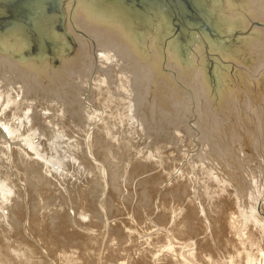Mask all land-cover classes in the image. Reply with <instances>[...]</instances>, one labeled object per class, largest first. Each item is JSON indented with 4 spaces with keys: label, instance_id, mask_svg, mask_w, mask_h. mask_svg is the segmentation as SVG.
<instances>
[{
    "label": "rangeland",
    "instance_id": "374dc122",
    "mask_svg": "<svg viewBox=\"0 0 264 264\" xmlns=\"http://www.w3.org/2000/svg\"><path fill=\"white\" fill-rule=\"evenodd\" d=\"M193 1L194 6L197 7V0ZM209 1L210 0L207 1L208 4ZM72 4L73 2L71 5ZM74 7L75 5H72V7L68 9V12H65V20L63 21V26L65 29L64 31H66L65 34L55 31L54 21L53 23L48 24L49 27L51 25L50 29L53 34L58 37V54L66 55L68 58L71 57V60H69L66 64L54 62V64H52L53 72L48 77L43 78L38 76L36 73L33 74L26 72L23 70V68L16 66L13 67L14 65H9L5 62V59L0 58V70H3V66L4 69H8L10 67L8 70L6 69V72L2 71L4 73L0 71V202L2 205H0V210L2 211H0V217H7L5 220L4 218H0V253H5L6 249L9 252L11 248H17L18 244H22V239L24 242H32L37 248L40 245V250L44 249L45 254L50 253L53 250V247L61 245L63 246L68 242L69 244L82 243L83 241L80 242V238H77L75 242L73 241V233H75L74 229L72 228L74 227L73 223L70 222L69 224H65V222L62 221V218L59 216V212H57L60 208V211L64 209V211L67 212L66 214L70 217H74L75 213L78 212L79 209L86 211L84 213L85 217H79H82L84 220H88V218L91 219L92 227L96 230H103L105 225L104 223L106 221L101 220H110L111 218L118 220L119 217L129 218L132 222L129 232L140 229L147 224L150 225L152 222L155 223L158 214L156 203L161 201V199L164 200V197L166 198L165 204L168 205L172 204L173 202L176 203L178 198L180 200L184 199L186 201L193 198L192 200L196 199L198 201H202L203 207L206 211L215 212L221 209L217 202L223 195L219 194L220 191H217V182H214L212 179H210V176L207 173V168H204L203 164L207 161V156H209L207 154L209 144H212L213 147H216L213 140L214 136L210 135L211 132L209 133L208 131L212 126H210V123L205 124V127L207 126L209 129L207 127L204 129L203 124L206 120L204 118H200L199 115L195 113L196 100L194 94L189 93L188 87L186 85L180 86L178 84L180 83L181 79H186L188 76L184 75L175 68V62L173 63L171 60H168L167 45L170 41L175 42L178 40L179 42H177V46L180 45L179 47L181 48L185 45H188V48L189 46L193 47V44L190 43V35L191 33H194L201 40L199 43H201L203 48V55L206 57L205 60L207 61V65L212 66L210 59L215 60L214 57H219V55L217 51L210 49L211 47L209 46V40H215L217 43L218 41L225 42L223 39L224 37L217 35L213 29L206 28L202 22L200 23L197 21L192 24V20L190 22L188 18L185 19V21L189 23L188 27H185L183 24V29H181V27L176 28L177 34H175L172 32L173 24L171 20H169L170 12L164 15V13L159 10L158 12H160V16H165L167 18L166 20L169 23L168 26L170 28L166 35L161 39V44L159 45L162 56L159 69L162 74L167 75L169 83H174V85L170 86V84L166 83L165 85L168 84L165 88L167 90H159L160 92L158 93L154 92L151 87V80L154 77V73L148 62H144L136 59V57H132L130 52L128 53V50L127 52L123 50L122 45L113 43L110 37L111 35L109 36L105 31L95 29L90 27V25L84 24V21L80 18H74V12H72ZM201 12H203V10L198 12L200 16L202 15ZM59 15H61V13ZM148 18H150V16H148ZM151 22H156V19H152ZM257 22V20H253L250 24V27H248L246 31H244L240 36H248L252 28L257 26ZM190 26H196L198 29H193ZM179 30H184L183 35H181ZM67 33L70 34L72 43L68 39ZM100 35L101 40L99 39ZM96 39L99 42L96 41ZM24 42H22L24 46L22 45L18 52L16 51L17 54L20 53L22 58L19 59L14 57L16 60L25 59V55L22 52L27 50L28 47ZM96 42L98 45L100 44L99 47L97 46ZM104 43L108 47H105V45L104 47L101 46V44L103 45ZM181 44L183 46H181ZM100 46L103 51L101 50ZM112 48H115V50ZM66 50H69V52L65 53ZM104 50L106 51V54H104ZM86 51H88V53ZM155 52L157 51L150 52L149 54L153 55ZM107 53H109V55ZM0 55L10 57L5 50H0ZM156 55L158 54L156 53ZM156 55L154 54V56ZM34 56L36 57L37 55ZM38 58L42 60L40 62H52L51 57L49 58L47 55L44 57H36V59ZM123 59H125L126 62H124ZM128 61L131 62L128 63ZM104 62L107 63L105 64ZM4 63H6L7 66L3 65ZM128 65L130 67L132 66L134 69L130 70V67H128V69ZM112 66H116V68L119 66L117 70H119L120 74L117 73L116 70H112ZM122 68H124V70ZM105 69L106 73L108 72L107 70H109V76L108 74L107 76L104 75L106 74ZM101 70H103V72ZM229 70L232 73L233 67H231ZM7 71L10 74H8ZM12 71L13 73L14 71H17V73L15 72V74L12 76ZM112 71H114L113 74ZM131 71L133 73H131ZM123 72L126 73V76ZM178 72L182 73L181 79L178 76ZM110 73L112 75H110ZM3 74L5 76H3ZM115 74H118L120 79H122L120 80L118 75L115 77ZM130 74L131 76H129ZM207 74L209 77L212 75L211 68L207 67ZM17 75L21 77L18 78ZM136 76H140L141 79L139 77V79H137ZM130 77L131 79L129 80ZM132 77L134 79L136 77V81H131L134 80ZM110 78H112L111 80H114L115 82L110 81ZM13 79L17 81L16 83L18 84H15ZM118 79L120 82L117 83ZM27 81H29V83ZM6 84L9 89L7 86H5ZM36 84L42 91L36 87ZM120 84L122 90H118ZM132 84L134 85L133 88L131 87L133 86ZM175 85L181 90V96L174 94L175 91L173 89L176 87ZM24 86H26V88ZM28 87L34 89L31 90ZM137 87L139 91L136 90ZM134 89L135 91L141 93L136 94L139 95L138 97L135 95ZM66 92L70 94H67ZM126 92H128L129 95L126 94ZM183 94H185V96H183ZM201 94L204 95L205 93L200 92L197 98L198 100L199 97H201ZM74 95L77 97L75 98ZM61 96L64 97L62 98ZM120 96L122 97L121 99H119ZM135 96L137 98H135ZM183 97L186 101H183ZM28 100L30 101L28 102ZM136 100L137 102L140 100V102L137 104V102H135ZM139 104H143V106ZM150 106H152V109ZM134 107L136 111L137 108H139V110L136 112ZM159 108L164 109L161 112L163 115L165 113L166 116H163L162 113L158 112L160 111L157 110ZM142 109H145V111ZM150 109L152 112H154L153 115L150 112ZM184 110L189 112L191 111V114L184 112ZM156 112H158L160 115ZM190 115H192L193 118H190ZM174 117L176 119H174ZM153 122L156 123L154 124ZM186 136L187 139L185 138ZM206 136L208 137L207 141ZM202 137L204 139H202ZM210 139L212 140L211 143H209ZM17 141L20 143L21 147L18 145ZM28 145L31 147L30 152L28 151L29 149H27ZM34 169H37L36 172H34ZM57 171L62 172L55 174L58 173ZM30 172L33 175H31ZM210 180L212 182L211 184ZM47 182H49V184L52 182L53 184H50L49 186ZM61 184H64V186ZM65 184H67V186ZM168 188H170L169 191ZM91 196L93 198H91ZM231 198L232 197H229V200H231L229 202L232 204V206H235V201L233 198ZM102 203H104V205ZM90 205H94V207L97 209L94 208L96 209L94 210L93 206L91 207ZM102 205L103 209L101 208ZM3 210L5 212H3ZM9 211L11 215L9 214ZM94 212H96L97 215L99 213L101 218H99V216H97ZM1 213H6L5 215L8 214L9 216L5 217V215ZM52 215H54L53 217H55V220L52 218ZM196 215L197 217L200 216L199 214ZM33 216L35 219H37L36 222L40 224L37 225L36 228L42 229L36 234L32 232L33 228L37 230L35 225L33 226L31 224L34 220ZM2 223L4 224L2 225ZM44 226L46 227L43 228ZM25 227L28 231L24 230L26 229ZM60 229L62 230L60 231ZM125 229H128V226H125ZM52 231H54L56 234L52 233ZM121 233L123 232L121 231L117 233L118 240L129 243L132 238L128 235L122 236ZM38 234L39 236H37ZM62 234L65 236L64 238H62ZM47 236H51V239ZM33 239H36V243L35 241L33 242ZM43 240L45 242H43ZM8 242L10 246L13 245L11 248L4 246V244H7ZM11 243L13 244L11 245ZM37 243H39V245ZM44 245L46 246L44 247ZM47 256L51 259L53 258V256Z\"/></svg>",
    "mask_w": 264,
    "mask_h": 264
},
{
    "label": "bare ground",
    "instance_id": "6f19581e",
    "mask_svg": "<svg viewBox=\"0 0 264 264\" xmlns=\"http://www.w3.org/2000/svg\"><path fill=\"white\" fill-rule=\"evenodd\" d=\"M207 1L208 0H197V5L199 4L198 11L200 12V10H203V12H201L202 13L201 16L199 15V16H197V18H193L192 22H194V23L197 21L200 23L202 22L206 28L213 29L217 35H221L222 37H224L223 39L225 42L218 41V43H217V41H215V40H209V44H210L209 46L211 47L210 49L217 51L219 57H214L215 60L210 59V62H212L211 63L212 66L207 65V61L205 60L206 57L203 55V48L201 46V43H199V42H201V40L199 39V37L196 36V34L191 33L190 43L193 44V47L189 46V48H188V45H185L184 47L181 48V47H179L180 45L177 46L178 45L177 42H179L178 40L175 42L170 41L169 44L167 45V51H168L167 52V58H168V60H171L173 63L175 62L174 66L178 71H180L184 75L188 76L186 79H181L182 73L178 72V76L181 79L180 83H178V84L180 86L186 85L188 87L189 93L194 94L195 100H196V102H195L196 103L195 113H197L200 118H204L206 120V121H204L205 123L203 124L204 129L207 127V126L205 127V124L210 123L211 124L210 126H212L210 129L207 127L209 129V130L208 129L207 130L209 131V133L211 132L210 135L214 136L213 140L215 142L214 144L216 145V147H213L212 144H209L208 153H207L209 156H207L208 159L203 164H204V168H207V173L209 174L210 179H212L214 182H217L218 186H216L217 184L215 185L217 187V191H220L219 194L223 195L220 197V200L218 202L215 201L221 207V209L218 211H215L216 213L212 212V211H206L203 207V202L200 200L198 201L196 199L192 200L193 198L191 200H187V201L184 199L180 200L178 198L176 203L173 202L172 204L168 205V204H165L166 198L164 197V200H162V199H161V201L158 200L159 202L156 203V208H157L158 214H157L155 221L157 223L152 222L150 225L147 224L140 229H136L135 231L129 232L131 229V225H132V222L129 218H126V217L120 218L119 217L118 220L114 219V218L113 219L111 218L110 220H108V219L101 220V221H106L104 223L105 224L104 228H103V230L102 229L96 230L95 228L92 227L91 219L88 218V220H84L82 217H81L82 219L79 217V216L85 217L84 213L86 211H83L80 209H79L80 210L79 211L77 209L78 212L75 213V216L70 217L69 215L66 214L67 212H65L64 209L62 211H60L61 210V208H60L59 211H57V212H59V216L62 218V221H64L65 224H69L70 222H72L73 226L75 227V228L72 227L75 231V233H73L74 234L73 241L75 242L77 238H80L79 239L80 242L83 241L84 243L83 242L77 243V244H72V243L69 244V242L66 244L64 243L65 245L53 247V250L50 253L45 254V250L44 249L40 250V248H39L40 247V245H39L40 241L39 240H38L39 243H37L39 245V247H38L39 249L36 246H34V244L32 242L31 243L30 242L28 243V241L24 242L23 239L21 240V242H22L21 245L18 244L17 248H11L13 246L12 245L13 243H11L12 246H10V244H9L10 240H9V242L7 244L5 243L6 245L4 244V246L7 248H11L10 249L11 252L10 251L8 252V250L6 249V252H5L6 254L0 253V264H264V0H210L209 4ZM72 2H73L72 5H75V7L72 11V12H74L73 13L74 18H76V19L80 18L84 21V24L90 25V27H93L95 29L105 31L106 33H108L109 36L111 35L110 37H111V40L113 41V43H116L118 45L119 44L122 45L123 50L126 52L128 50V53L130 52L132 57H136V59H138V60L148 62V64L153 69V73H154V77L151 80V87H152V90L154 92L159 93L160 92L159 90H162V91L167 90L165 88L168 84H170V86L174 85V83H169L167 75L162 74L160 69H159L160 60L162 59L161 48L159 45L161 44V39L163 38V36H165L166 33L170 30V28L168 26L169 23L167 22V20H166L167 18L165 16H160V12L157 11V12H152V14L150 15V18H148V17L139 18L138 16L130 15L129 13L125 12L124 10L117 8V7H114L111 4H107V3L104 4V2L101 0H65L63 5H61V1H59L57 3V10L59 11V9H60L61 20H62V18H63V21L65 20V12H68V9L72 7V5H71ZM164 15H166L165 12H164ZM57 18L58 17L54 16L53 21H56ZM152 19L153 20L156 19V22H151ZM253 20L258 21L256 23L257 26H254L252 28V30L248 36H246V37L240 36L243 34L244 31H246V29L248 27H250V24ZM53 21L49 20L48 24L53 23ZM63 25H64V23H63ZM170 25H171V23H170ZM50 28H51V25H50V27L47 28V32L44 31L43 29H40L39 33H45L46 36L49 37L53 41L52 48L54 46L56 48V53H55L56 55L55 54L52 55V57H51L52 62L51 63H49V62L47 63L46 61L40 62L42 60L39 58L36 59V57H44V56H46V54L45 53L42 54V53L37 52L36 54H34V55H37L35 57L31 53V49H28V48H27V50L22 52L25 55V59L16 60L14 57H17L19 59L22 58L20 53L19 54L16 53V51L18 52L19 48H21V46L23 45L22 42L19 43V40H18L19 34H15L17 36L12 35L9 37H4L3 40L0 39V50H3V51L5 50L7 52V54L11 57L10 58L8 56L5 57V56L0 55V58L5 59L6 60L5 62L8 63L9 65H12V66L14 65L13 67L16 66L19 68H23L24 71L29 72V73H33V74L36 73L38 76H41L43 78L48 77L53 72L52 71L53 70L52 64H54L55 61L58 60V63L66 64L69 60H71L70 59L71 57L68 58L66 55L58 54L57 47L59 44V40H58V37L53 34V32L51 31ZM180 33H181V35H183L184 30H181ZM90 37H92V36H90ZM100 38H101V35H100L99 39ZM82 40H84V39H82ZM96 41H98V40L96 39ZM105 41H107V40H105ZM105 43L103 45L101 44V46L104 47ZM99 45L97 43L98 47H99ZM101 46H100V48H101ZM109 46H110V44H109ZM181 46H183V45L181 44ZM105 47H108V46L105 45ZM115 47H117V46H115ZM112 49L115 50V48H112ZM101 50H102V48H101ZM153 51H157V52L153 53V55L149 54L150 52H153ZM86 52L88 53V51H86ZM112 52H115V51H112ZM116 53H118V52H116ZM156 53L158 55H156ZM104 54H106V51ZM107 54L109 55V53H107ZM154 54L158 57V59L156 56H154ZM87 56H88V54H87ZM98 57H99V55H98ZM104 58H106V57H104ZM122 58H120V59H122ZM25 60H26V62H25ZM101 60H103V59H101ZM108 60H109V58H108ZM123 60H124V62H126L125 59H123ZM123 60H121V61H123ZM23 62H25V63H23ZM129 62H131V61H128V63ZM6 63H4L3 65L7 66ZM104 63L106 64L107 62H104ZM80 64H82V63H80ZM121 64H122V62H121ZM76 66H78V65H76ZM0 67H1V65H0ZM113 67L114 66L111 67L112 70H114V71L116 70L117 73H119V70H117V68H119V66L117 68L115 66L114 69H113ZM128 67H130V66L128 65L127 68ZM207 67L211 68V70H212V75L210 77L207 74ZM231 67H233L232 73L229 70ZM2 68H3V70H0V71L6 72L7 68L5 67L6 69H4V66ZM124 68H122V69L124 70ZM139 68H140V66H139ZM131 69L133 70L134 68L131 66L130 70ZM137 69H138V67H137ZM101 71L103 72V70H101ZM107 71L109 72V70H107ZM114 71H112V74L114 73ZM15 72L17 73V71H14V73H13V71L11 72L12 76H13V74H15ZM102 72H101V74H102ZM108 72L106 73V69H105L106 74H104V75L107 76ZM2 73H4V72H2ZM7 73H8V71H7ZM123 73L126 76V73L125 72H123ZM131 73H133V72L131 71ZM8 74H10V73H8ZM71 74H69V75H71ZM112 74L110 73V75H112ZM19 75H20V73H19ZM116 75H118V74H115V77H117ZM3 76H5V75L3 74ZM12 76H11V79H12ZM82 76H84V75H82ZM103 76H102V78H103ZM108 76H109V74H108ZM129 76H131V74ZM20 77L21 76H18V78H20ZM118 77H119V75H118ZM122 77H123V75H122ZM136 77H135V79H136ZM138 77L140 78V76H138ZM138 77H137V79H139ZM6 79H7V77H6ZM106 79H107V77H106ZM111 79L112 78H110V81H114ZM119 79H120V77H119ZM119 79H118L117 83L120 82ZM130 79H131V77L129 78V80ZM135 79L131 80V81L134 82V81H136ZM16 80H17V78H16ZM47 80H48V78H47ZM16 82L17 81H15V84H18ZM27 82L29 83V81H27ZM166 83H168V84L165 85ZM75 84H77V83H75ZM121 84H120V87H118V90L122 88ZM126 84H125V86H126ZM34 85H35V82H34ZM5 86H7V84ZM15 86H17V85H15ZM113 86H115V85H113ZM116 86H118V85H116ZM12 87H13V85H12ZM24 87L26 88V86H24ZM36 87H38L37 84H36ZM131 87L133 88L134 85ZM28 88H30V87H28ZM63 88H64V86H63ZM94 88H95V86H94ZM8 89H9V87H8ZM33 89H31V90H33ZM66 89H67V87H66ZM135 89H134L135 95L137 93L141 94L140 92L135 91ZM128 90H129V88H128ZM136 90H138V87ZM173 90L175 91V92L173 91L175 95L181 96L182 92L177 86L174 87ZM40 91H42V90L40 89ZM115 91H116V89H115ZM120 92H122V91H120ZM134 92H132V93H134ZM200 92L205 93V94L204 95L201 94V97H199V100H198L197 98H198V95ZM50 93H52V92H50ZM66 93L70 94L68 92H66ZM123 93H125V92H123ZM126 94H128V92H126ZM48 95H49V93H48ZM57 96H58V94H57ZM133 96H134V94H133ZM136 96L138 97L139 95H136ZM136 96H135V98H137ZM183 96H185V94H183ZM19 97H20V95H19ZM74 97H75V95H74ZM126 97H127V95H126ZM25 98H26V96H25ZM121 98L122 97L120 96L119 99H121ZM184 99L185 98L183 97V101H186ZM137 100L135 102H137ZM29 101L30 100H28V102ZM183 101H181V102H183ZM6 102H7V100H6ZM76 102H77V100H76ZM139 102H140V100L137 102V104ZM187 102H189V101H187ZM153 103H154V101H153ZM176 103H178V102H176ZM178 104H176V105H178ZM139 105L143 106V104H139ZM139 105H138V107H139ZM146 105H145V107H146ZM132 106H133V103H132ZM141 106H140V108H141ZM152 106H153V104H152ZM152 106H150L151 109H152ZM159 106H161V105H159ZM136 107H137V105H136ZM154 107H153V109H154ZM174 108H176V107H174ZM134 109H135V107H134ZM138 110H139V108H137V111ZM157 110H160L158 112L162 113L161 111L164 109L159 108ZM135 111H136V109H135ZM143 111H145V109ZM153 111H156V110H153ZM150 112L152 113V115L154 114V112H152V110ZM158 112H156V113H158ZM184 112H188L189 114H191L190 113L191 111L189 112L187 110H184ZM162 115H163V113H162ZM186 115H188V114H186ZM163 116H166L165 113ZM155 117H156V115H155ZM191 117L193 118L192 115H190V118ZM139 118H140V116H139ZM174 119H176V118L174 117ZM148 123H149V121H148ZM140 125H142V124H140ZM183 127H184V125H183ZM184 133H186V132H184ZM191 137H192V135H191ZM203 137H202V139H204ZM208 137L206 138V141H207ZM185 138L187 139V136ZM174 139H175V137H174ZM5 141H6V139H5ZM211 141L212 140L210 139L209 143H211ZM183 143H185V142H183ZM18 145L21 147L19 142H18ZM28 147H27V149H29L28 151L30 152L31 147L29 145H28ZM191 147H193V146H191ZM5 148H7V147H5ZM23 148H24V146H23ZM6 154H7V152H6ZM25 155H27V154H25ZM201 155H202V153H201ZM204 161H205V159H204ZM187 167H189V166H187ZM28 170H30V169H28ZM36 170L34 172H36ZM50 171H49V173H50ZM61 172H58L55 174H59ZM174 172H175V170H174ZM53 173H54V171H53ZM189 173H190V170H189ZM31 175H33V174L31 173ZM56 176H58V175H56ZM56 176H54V177H56ZM48 177H50V176H48ZM167 177H168V175H167ZM177 178H178V176H177ZM102 179H104V178H102ZM47 180H49V179H47ZM9 181H11V180H9ZM6 182H8V181H6ZM49 182H47L49 186H50V184H53L52 182L49 184ZM63 183H65V182H63ZM199 183H201V182H199ZM211 183L212 182L210 180V184ZM4 185H5V183H4ZM65 185L67 186V184H65ZM62 186H64V184ZM216 187H215V189H216ZM51 188H52V185H51ZM7 190H8V188H7ZM169 190H170V188H168V191ZM202 191H204V190H202ZM52 192H53V190H52ZM9 193H11V192H9ZM4 195H7V194H4ZM206 196H207V194H206ZM229 197H232L234 199L235 206H232V204L229 202V201H231V200H229ZM91 198H93V197L91 196ZM217 200H218V198H217ZM103 201H104V199H103ZM102 204L104 205V203H102ZM0 205H1V202H0ZM4 205H5V203H4ZM103 205L101 206L102 209H103ZM218 205H216V206H218ZM79 206H80V204H79ZM92 206H93V209L96 208V207H94V205H92ZM5 207H6V205H5ZM208 208H210V207H208ZM96 209H94V210H96ZM3 212H5V211L3 210ZM96 212H94V213H96ZM47 213H49V212H47ZM1 214L5 215L6 213L5 214L1 213ZM9 214H10V211H9ZM87 214H89V213H87ZM91 214H92V212H91ZM196 214H199L200 216L197 217ZM3 215H1V216H3ZM96 215H97V213H96ZM6 216H9V215L7 214V215H5V217ZM48 216H49V214H48ZM53 216L54 215H52V218L55 220V217H53ZM97 216H99V213ZM0 218H4V217H0ZM6 218H4V220ZM33 218H34V216H33ZM94 218H95V216H94ZM99 218H101V217L99 216ZM40 220H42V219H40ZM36 221H37V219L34 218V220L31 223L33 226L35 225V228L37 225H40ZM3 224L4 223H2V225ZM51 224H53V223H51ZM102 224H103V222H102ZM8 225H9V223H8ZM70 226H72V225H70ZM125 226H128V229H125ZM38 227H40V226H38ZM45 227L46 226H44L43 228H45ZM60 228H62V227H60ZM24 230H27V228ZM41 230H42L41 228H38L37 230H35L33 228L32 232L34 234H36ZM61 230L62 229H60V231ZM66 230H68V229H66ZM30 231H31V229H30ZM45 231H46V229H45ZM121 231L123 232V233H121L122 236L128 235L132 238L129 243H126L125 241H122V240L121 241L118 240L117 233L121 232ZM124 232H128V233H124ZM41 233H43V232H41ZM52 233H54V231H52ZM66 233H67V231H66ZM54 234H56V233H54ZM37 236H39V234ZM62 236H63V234H62ZM70 236H69V238H70ZM35 237H36V235H35ZM40 237H42V236H40ZM47 237H50V239H51V236H47ZM64 237L65 236H63L62 238H64ZM71 238H72V236H71ZM36 239H38V238H36ZM36 239H33V242ZM41 239H43V238H41ZM66 241H68V240H66ZM12 242H13V240H12ZM17 242H19V241H17ZM43 242H45V241L43 240ZM35 243H36V241H35ZM59 244H61V243H59ZM45 246L46 245H44V247ZM47 250H48V248H47ZM11 254H13V255H11ZM47 255L53 256V258L51 259Z\"/></svg>",
    "mask_w": 264,
    "mask_h": 264
},
{
    "label": "water",
    "instance_id": "95a60500",
    "mask_svg": "<svg viewBox=\"0 0 264 264\" xmlns=\"http://www.w3.org/2000/svg\"><path fill=\"white\" fill-rule=\"evenodd\" d=\"M59 1H61V5H63L65 0H0V39L3 40L4 37L19 34V43L25 41L24 43H26L28 49H31L33 55L38 52L42 54L45 53L49 58L52 57V55L56 53L55 46L52 48L53 41L47 37L45 33H39V30L43 29L47 32V28L49 27L48 22L49 20L53 21V17L55 16L58 17L56 21H54L55 31L65 34L66 31H64L63 18L61 20V16L59 15L60 12L57 10V3ZM101 1H103L104 4H111L139 18H146L150 16L152 12H157L159 10L162 13L165 12V14L170 12L169 20H171L173 24L172 32L175 34H177L176 28L181 27V29H183L184 26L188 27L189 23L185 21L186 18L191 22L193 18L199 16V11H197L199 4L195 7L193 0ZM191 23L193 24L194 22ZM190 27L198 29L196 26ZM67 36L71 42L70 34ZM68 52L69 50L65 51V53ZM57 62L58 60L55 61V63Z\"/></svg>",
    "mask_w": 264,
    "mask_h": 264
}]
</instances>
